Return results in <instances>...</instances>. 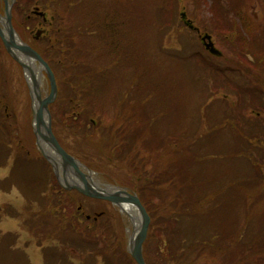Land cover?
I'll return each mask as SVG.
<instances>
[{
  "label": "rangeland",
  "instance_id": "374dc122",
  "mask_svg": "<svg viewBox=\"0 0 264 264\" xmlns=\"http://www.w3.org/2000/svg\"><path fill=\"white\" fill-rule=\"evenodd\" d=\"M51 1L55 5L62 2V0ZM246 1L249 5L248 12L255 16L254 19L260 20L264 13L263 1ZM45 3L49 5L50 2ZM235 6L244 8L242 0H236ZM236 7L232 10L235 11ZM182 9H185L196 23V0H73L72 7L65 15L69 17L67 22L74 33L69 39L70 44L57 46V55L63 59L72 56L96 59L99 71L94 77L98 81L95 89L89 92L92 99L98 103V110L104 117L103 129L116 124L118 133L114 137L115 144L123 143L127 147L132 137V129L144 119L143 133L138 141L141 154L137 156L135 148H132L124 157V161H116L112 157L104 156V148L110 140L106 135H102L101 145L80 137L81 145L87 148L82 156L91 168L100 172L98 178L101 181L113 180L117 185L138 190L146 187L159 188L160 181H164L162 175L170 177L172 174L174 183L178 185L175 189L182 199L188 196L200 200L210 197L211 194L212 198L208 199L210 204L207 203L210 205V210L199 214L201 211L197 212L199 207H196L194 218L196 223L211 222V225H216L215 230L218 235L214 239V244H225L222 248H226L227 245L230 246L236 234L227 226L236 223L239 219L243 220L244 217L254 224L261 225L262 221L258 215H254L253 218L252 215L247 214L248 189L254 185L255 180L239 172V161L236 166L233 161L222 160L220 163L209 161L207 166H202L196 171L195 158L201 160L213 157L219 161L221 158L219 153L225 154L228 147L233 148L240 144L225 131L230 127L233 128L232 126L237 127L235 124L237 116L247 118L245 111L239 112V98L234 95L232 89L246 82V86H249L253 93H250L251 98L255 99V95L264 102V93L259 94L253 89V87L261 89L264 73L257 75L246 73L244 76L245 71L239 68L237 63L238 55H234L225 43L219 41V31H214L213 39H216L217 47L221 49L223 56L209 58L204 53L207 59L205 62L202 61L196 56V51H199V55H203L198 35L181 25L180 10ZM103 10L116 16L120 29L126 31L125 36L108 40L100 28L96 31H93V28L85 30L87 24L91 22L89 20H94L95 15L99 16ZM199 10L206 16L202 5ZM197 21L199 22L198 19ZM237 24L240 25L241 22ZM115 40L118 46L114 50ZM96 49H101L104 54L97 52ZM5 53L4 48L0 49V106L15 99L12 103L16 108L10 116L15 117L17 127L27 131L30 127V101L27 88L22 76L18 78V66ZM215 63L220 66L213 68L212 64ZM223 65H227L232 70L222 69ZM72 69L71 67V77L68 81L66 70L58 75L61 83L60 95H66V85L73 79ZM60 100L57 102L58 111L63 102ZM241 104L245 106L247 102ZM55 119L57 122L61 120L59 113ZM14 121L8 123L13 130H15ZM201 131L206 134L205 137L199 135ZM6 169L9 170L8 167L0 168V179L8 174ZM260 177L264 184V177ZM242 191L244 193L239 195ZM6 193L0 192V203L7 201L16 212H21L26 204L22 194L16 189ZM60 195L65 202L69 201L65 214L69 216L77 209V197L66 195L64 192ZM172 198L169 194L164 196L165 201L170 202ZM82 201L85 203L83 208L87 210L89 208L103 210V207L111 210L109 205L96 200L82 199ZM158 204L159 198H155L152 204L149 203L148 208L150 215L152 214L151 223L156 226ZM60 205L59 202L57 206ZM9 213L13 217L7 218L3 215L0 229L3 232L8 230L19 232L16 246L24 249L28 256V260L20 264H44L43 254L47 248L55 247L54 249L59 251L66 248L60 238L54 239L49 234L43 233L44 225L42 231L40 229L38 238L49 240L41 243L42 247H39L35 244L37 238L24 227L23 220L12 210ZM59 214L62 213L57 215ZM124 219L125 228L130 227L131 230L132 226L126 215ZM125 228L124 238L127 233ZM159 229V226L155 231L152 229L151 236L155 237L150 240L153 244L152 248L157 246L155 244L157 239L162 237ZM224 230H227V234ZM258 244L261 247L264 242ZM150 255H153L151 261L154 262L157 256L151 251L148 253L149 257ZM73 261L76 263V260ZM94 263L106 264L102 258L97 262L94 260ZM124 264H134V262L128 259Z\"/></svg>",
  "mask_w": 264,
  "mask_h": 264
},
{
  "label": "trees",
  "instance_id": "16d2710c",
  "mask_svg": "<svg viewBox=\"0 0 264 264\" xmlns=\"http://www.w3.org/2000/svg\"><path fill=\"white\" fill-rule=\"evenodd\" d=\"M260 1H263L264 4V0ZM235 2L236 0H196V19L199 20L201 27L210 30L212 33L219 31V41L225 43L234 55H238V66L245 73L250 75L254 73L255 75L263 74L264 13L260 20H256L248 12L249 5L246 0H242L244 8H241L242 6L236 7ZM200 5L205 12L208 11L211 15L204 16L199 10ZM235 7L236 9L233 11L232 9ZM99 16L96 17L95 15L94 20H89L91 22L87 24L86 30L93 28V31H96L100 28L108 40L126 35V31L120 29L116 16L109 14L106 10L99 13ZM236 21L241 22V24L238 25ZM180 22L183 25L182 20ZM113 42V49L115 50L118 46L117 40ZM72 46L74 45L72 44ZM96 51L104 54L101 49H96ZM61 61L65 63L63 60ZM69 63L73 68L70 111L66 109L68 102L66 96L64 97L62 94L59 96L60 101H63L60 104L62 121L67 124V127L59 126L60 124L55 119L58 112L53 111V127L59 139L67 145L70 142L79 141L80 137H83L91 143L101 145L104 134L110 138L104 148V156L112 157L116 161H124V157L128 152H131L132 148H135L136 155L140 156L138 141L143 133L144 119L132 129V137L134 138L129 139L127 147L123 143L121 145L115 144L114 137L118 133L116 124L103 129L104 117L98 110V103L92 99L89 92L95 89L98 81L94 77V74L99 71L96 59L72 56L69 57ZM216 66L220 65L212 64L213 68ZM226 68L227 65H223L222 69L225 70ZM10 76L13 77V75ZM261 82L264 84V80ZM245 86L246 83L232 89L234 95L239 98V112H243L245 107L241 104L246 101ZM227 90L230 91V89ZM12 102H15V99L7 102L6 111L0 107V168H10L9 174L0 179V192H9L15 187L24 196L26 204L21 212H16L8 203L0 204V218L3 215L13 217L9 212L11 210L15 212L23 220L22 223L28 232L37 238L35 244L40 247H42L41 243L49 240L38 238L43 225V233L49 234L54 239L55 237L61 239L66 248L60 251L54 249L55 247H49L45 252L43 250L44 264H73L72 255L79 260V264H95L94 260L97 262L99 258L105 260L106 264H124L126 260L131 259L125 248L124 224L116 211H107L95 220L92 216L89 220H83L79 217H67L64 214L57 215L56 212H52V202L54 201L50 195V186L57 185L55 177L51 169L45 172L37 162L38 158H42L35 148L31 126L27 131H24V129L17 127V123L14 121L15 117L10 116L16 108ZM254 108L256 107L254 106ZM68 114L69 118L66 119ZM240 119L241 117L237 116L235 123L237 127L232 126L236 131V134H233L235 139H243L241 134L247 132L244 121H240ZM8 120L15 122V130L8 124L10 123ZM199 135L205 137L206 134L201 131ZM244 135L249 137L247 134ZM61 136L65 141L62 140ZM257 143L263 144L260 149L252 151V154L255 155V162L251 160V154L246 151L242 144L233 148L228 147L229 149L225 151V154L219 153L221 155L219 161L213 157L201 160L195 158L196 171H199L202 166H207L209 161L213 163H220L222 160L225 162L233 161L235 166L239 161V172H243L255 180L254 185L248 189L247 214L252 215L253 218L254 215H258L262 221L261 225L254 224L244 217L243 220L239 219L236 223L227 226L236 234L230 246L227 245L226 248H222L225 244H214V239L218 235L215 230L216 225H211V222L196 223L194 218L196 207H199L197 212L201 211L199 214L207 213L210 210V205L207 203L210 204L208 199L212 198L211 194H209L210 197L200 200L197 198L194 200L188 196L182 199V196L175 189L178 185L174 183L172 174L170 177L162 175L164 181H160L159 188H138L137 191H139L140 198L147 209L149 203L152 204L155 198H159L156 219L162 237L157 239L155 243L157 246L152 248L153 244L150 240L155 237L151 236V232L152 229L155 231L157 226L151 223L150 232L144 243V256L148 264H264V245L260 247L258 244L264 242V184L260 177L264 176L261 167V163H264V135L257 139ZM252 146L254 148L259 147L257 144H252ZM84 149V151L87 150L85 147ZM165 149L167 152V146ZM258 158L260 159L259 164ZM242 193L244 192L242 191L239 195ZM166 194L173 197L170 202L165 201L164 196ZM243 207L245 209V206ZM208 219L210 220V216ZM224 231L227 234V230ZM0 233L2 234H0V264L26 262L28 260L27 255L16 246L19 234L16 232L2 233L1 231ZM69 249H74L78 257L76 253L75 255L71 254ZM150 251L157 256L153 260L154 262L151 261L153 255L148 256ZM114 259H116L115 263H113ZM134 264L136 263L134 262Z\"/></svg>",
  "mask_w": 264,
  "mask_h": 264
},
{
  "label": "water",
  "instance_id": "95a60500",
  "mask_svg": "<svg viewBox=\"0 0 264 264\" xmlns=\"http://www.w3.org/2000/svg\"><path fill=\"white\" fill-rule=\"evenodd\" d=\"M5 1L6 19L3 23V28L0 27V36L6 50L24 70L31 98L32 128L40 154L49 162L62 187L68 190L74 188L86 196L108 200L119 208L121 214H126L129 217L132 229L130 230V227H127L126 230L127 252L137 264H147L143 256V243L151 222L150 215L135 191L124 186L112 184H105V187L97 185V180H93L94 176H96L93 171L61 146L52 131L51 113L49 110V104L55 100L57 95L54 74L39 53L16 35L10 22L11 5H8L7 0ZM182 15L185 16L184 13ZM187 23L191 25L189 22ZM205 38L209 39V42L205 43L209 51L220 55V51L214 47L210 36L205 35L203 40ZM24 57L26 60H24ZM36 61L40 64V69L45 70L50 81V92L45 96H42L40 80L32 69V65ZM81 168H84L87 174ZM73 177L82 182L83 185L76 182ZM69 179L73 183H70ZM127 206H132L134 208L133 212L128 211L126 209Z\"/></svg>",
  "mask_w": 264,
  "mask_h": 264
},
{
  "label": "flooded vegetation",
  "instance_id": "af4514ba",
  "mask_svg": "<svg viewBox=\"0 0 264 264\" xmlns=\"http://www.w3.org/2000/svg\"><path fill=\"white\" fill-rule=\"evenodd\" d=\"M44 1H49V5L43 2V0H8V3L12 4L11 23L13 24L19 36L24 41L29 43V45L35 50H37L49 63L58 84L57 77H59L58 75L62 71H67V81L71 77V65L69 62L67 63L68 57L65 59H63V57L59 58L57 55V46L63 47L65 43L70 44L69 39H71L72 33H74L72 32V27L69 26L67 22L69 17L65 15L66 13L68 14L67 11L72 7L73 0H62L61 4L58 5H55L51 0ZM5 15L6 3L4 0H0L1 28H3ZM87 28L88 27L86 26V29ZM3 46V42L0 38V49H2ZM52 51L55 52L52 53ZM61 60H65V64H63ZM32 67L37 71V73L40 74V68L38 64H35ZM58 69H60V71H58ZM40 88L44 95L48 93L49 81L45 73L42 75ZM66 99L68 101L66 104V109L70 111L71 85L69 83L66 85ZM53 108L55 112H62V107H59L58 111V105L54 106ZM253 111L258 110L254 109ZM59 124L63 125V122H59Z\"/></svg>",
  "mask_w": 264,
  "mask_h": 264
},
{
  "label": "bare ground",
  "instance_id": "6f19581e",
  "mask_svg": "<svg viewBox=\"0 0 264 264\" xmlns=\"http://www.w3.org/2000/svg\"><path fill=\"white\" fill-rule=\"evenodd\" d=\"M126 209L130 212H133L134 208L132 206H127Z\"/></svg>",
  "mask_w": 264,
  "mask_h": 264
}]
</instances>
